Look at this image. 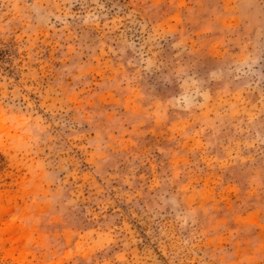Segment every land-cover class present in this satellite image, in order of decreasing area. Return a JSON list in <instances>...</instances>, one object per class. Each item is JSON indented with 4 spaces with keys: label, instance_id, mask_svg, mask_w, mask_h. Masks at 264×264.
<instances>
[{
    "label": "rangeland",
    "instance_id": "374dc122",
    "mask_svg": "<svg viewBox=\"0 0 264 264\" xmlns=\"http://www.w3.org/2000/svg\"><path fill=\"white\" fill-rule=\"evenodd\" d=\"M0 264H264V0H0Z\"/></svg>",
    "mask_w": 264,
    "mask_h": 264
}]
</instances>
